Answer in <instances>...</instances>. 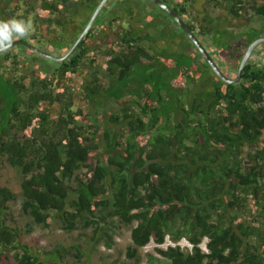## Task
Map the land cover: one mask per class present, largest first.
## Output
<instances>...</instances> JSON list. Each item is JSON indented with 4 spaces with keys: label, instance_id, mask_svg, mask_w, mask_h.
Listing matches in <instances>:
<instances>
[{
    "label": "trees",
    "instance_id": "16d2710c",
    "mask_svg": "<svg viewBox=\"0 0 264 264\" xmlns=\"http://www.w3.org/2000/svg\"><path fill=\"white\" fill-rule=\"evenodd\" d=\"M164 1L197 35L212 34L237 70L248 45L264 35L263 24L245 47L234 44L242 34L236 38L226 22L244 17L246 0H222L225 15L215 27L204 16L206 4L220 7L221 0ZM100 2L0 0V46L22 39L65 55ZM119 2L107 27L114 30L111 46H93L92 27L63 62L34 55L40 70L25 66L12 48L0 52V162L24 175L20 194L0 186V264H85L61 248L24 242L23 229L10 219L18 200L36 225L48 226L49 219L69 231L93 225L92 242L111 223L129 227L130 258L169 236L187 238L193 250L156 246L161 264H264V65L250 60L239 83L224 82L199 65L188 36L189 51L185 42L176 51L159 47L152 43L159 26L148 20L156 13L139 0ZM250 8L264 16V4ZM78 94L89 111L75 107ZM104 100L117 103L120 113L111 112L102 126ZM86 257L92 262L91 252Z\"/></svg>",
    "mask_w": 264,
    "mask_h": 264
},
{
    "label": "rangeland",
    "instance_id": "374dc122",
    "mask_svg": "<svg viewBox=\"0 0 264 264\" xmlns=\"http://www.w3.org/2000/svg\"><path fill=\"white\" fill-rule=\"evenodd\" d=\"M127 1L132 2L137 0H127ZM182 1L183 0H171L173 5H176L177 3H180ZM139 2L144 7L146 12L152 11L151 14L153 12L156 13L157 18L155 17V14H152L153 17L149 16L148 20L153 19L152 21L157 23L159 29H162L161 32L159 31V29L154 32L152 43L158 45L159 47L169 45L171 51H176L179 48V45L185 42L187 44V51H189L188 47L190 45L189 44L190 42H188L189 39L187 38V35L185 34V32L182 31L183 29L179 25L177 26V24L174 23L171 16L163 8H161L159 5H157L151 0H139ZM245 2H246L247 11L243 13L244 17L241 18L240 20L233 19L232 17H230L229 19H227L226 22V26H229L230 29H235L234 36H236V38H239V36L236 33L243 34L244 32H245L244 33L245 37L248 38L250 36L249 33L252 30L260 29L264 24V16L257 15L256 12L250 8L253 4H264V0H257V1L246 0ZM206 5H207V11L205 12L204 16L207 15L213 18L214 24L211 27H215L216 24L217 26H219L218 17L219 16L224 17L225 15L224 1H222L220 7H214L213 6L214 3L213 5L212 4L209 5L206 4ZM121 8L122 6H120L119 0H111V3L107 8V10L102 14H100L99 20L93 26L96 29V32L98 33V36L93 41V43L91 42L93 46L96 45L100 46L103 44H106L107 46H111L112 41L114 40L113 39L114 30L112 31L109 28L107 29V27L109 26L110 15L115 12H120ZM188 9L190 11L192 8L188 7ZM134 10L135 12H138L137 8H134ZM200 13L201 12H198V15L203 16V14ZM185 16L186 18L187 17L191 18L190 13L185 14ZM199 22H201V20ZM208 22H209L208 20L202 21L203 24H209ZM2 29L4 30V28ZM178 29L180 30L181 35L184 37L180 36ZM262 29H264V25ZM210 35L212 36V34H205L198 36L202 40L204 45L208 48V50L212 51L214 56L219 59V63L222 65L223 67L222 69L224 70L225 74L228 77L234 78L237 74V67L228 65L225 58L219 54L218 50L215 47V44L211 42ZM10 41L12 40H8L7 42ZM148 43H149L148 41H145V44ZM152 43H150V46H153ZM234 44H238V46H242V42H240V40H235ZM40 48L48 51L47 50L48 46L46 45L40 46ZM193 49H191V53H195L199 65L203 67L204 65H207L205 64L204 57H201L199 55L198 49L196 47H194ZM12 50L14 53L19 54L25 66L26 65L28 67L31 66L33 67L34 70L42 69L41 67H39L38 61L35 60V58H33L34 55L36 56L38 54L32 51L31 49H29L27 46L25 47V45L19 44L12 47ZM171 51L168 50L167 54H170ZM60 55L62 54L60 53ZM250 60L259 66L264 65V43H262L256 48ZM45 65L50 67L51 64H49V61L46 60ZM88 72H89L88 67L83 68L82 71H80L78 76L75 77V80L77 81V85H79L81 80L86 75H88ZM185 81L189 83L188 78L185 79ZM76 101L77 102L75 107L81 108L86 111L90 110V107L81 100L79 94L77 95ZM119 110L120 107L117 105V103H115L114 101L104 100V104L98 116L99 124L105 126L107 116L111 112L118 114L120 113ZM101 139H102L101 134H98L95 137L94 141L97 144H100L101 146L102 144ZM245 151L247 152L248 148H246ZM94 159L95 157L94 155H92L89 162L91 161L94 162ZM23 179H24V175L20 172V170L13 168L12 166H10L5 162H0V186L8 187L15 193L20 194L22 190L21 184ZM10 212L12 215L10 217L11 222H13L15 225H19L20 228L23 229L24 242L29 243L30 245L43 246L47 249L56 248V247L61 248L64 251H66V253H70V256L72 258H75L76 256L80 257L85 262V264H91V263L93 264H161L160 255H158V253L155 250L157 244L153 241L149 245H147L141 251V253H139L138 257L130 258L127 252H128V246L130 244L131 229L118 222L111 223L110 227H108L106 230L107 234L103 232L102 234L104 236L101 239H99V241L92 242L90 241V238L93 236V232L95 228L93 225L89 227L88 226L85 227L84 224L80 223L78 227L73 231H69L66 228H64L62 222L58 219L57 220L49 219L48 226L36 225L30 218L22 214L21 204L19 200L17 201V203H13L11 205ZM108 233L111 235V238L108 236ZM79 250H81L82 254L79 253ZM88 252H91L92 254V262H90L86 257Z\"/></svg>",
    "mask_w": 264,
    "mask_h": 264
},
{
    "label": "water",
    "instance_id": "95a60500",
    "mask_svg": "<svg viewBox=\"0 0 264 264\" xmlns=\"http://www.w3.org/2000/svg\"><path fill=\"white\" fill-rule=\"evenodd\" d=\"M109 0H101L99 6L96 8V10L93 13V16L91 17L89 23L81 33V35L78 37L77 41L73 44L72 48L65 54V55H58L55 53H51L49 51H46L31 42L22 40V39H15L13 41H10L2 46H0V52L9 50L10 48L22 44L33 50L39 55H42L44 57H47L49 59L55 60V61H65L69 57H71L82 41L87 37V35L90 33L93 25L95 24L99 14L101 13L102 9L105 7V5L108 3ZM157 5H159L161 8H163L176 22L177 24L183 29V31L187 34V36L191 39V41L195 44L198 51L204 56V58L208 61L214 72L224 81L230 84H236L239 83L242 79V74L245 71V67L247 63L249 62L253 52L256 50V48L264 43V36L258 37L255 39L251 44L248 45L244 57L241 61L238 74L235 78L228 77L220 68V66L215 61L214 57L210 53V51L206 48V46L203 44V42L200 40V38L197 36V34L192 30V28L186 23L182 15L170 4L165 2L164 0H151Z\"/></svg>",
    "mask_w": 264,
    "mask_h": 264
},
{
    "label": "clouds",
    "instance_id": "9594fccd",
    "mask_svg": "<svg viewBox=\"0 0 264 264\" xmlns=\"http://www.w3.org/2000/svg\"><path fill=\"white\" fill-rule=\"evenodd\" d=\"M109 1H110V0H109ZM171 6H172V5H171ZM100 14H101V13H100ZM100 14H99V15H100ZM98 17H99V16H98ZM171 18H172V17H171ZM172 19H173V18H172ZM173 20H174V19H173ZM93 26H94V25H93ZM197 36H198V35H197ZM198 37H199V36H198ZM200 40H201V39H200ZM12 41H13V40H12ZM201 41H202V40H201ZM7 43H8V42H7ZM203 44H204V43H203ZM196 48H197V47H196ZM206 48H207V47H206ZM207 49H208V48H207ZM183 239L188 240L187 238H182V239L179 240V241H182ZM169 241H172V240H171V238L168 236L167 239H166V241H165L166 244H165V243H163V244H157V246L160 247V248H164V249L168 248V246H170V245H171V246H177V245H172V244H168V245H167V243H168ZM179 241H172V242L177 243V242H179ZM188 241H189V240H188ZM189 242H190V241H189ZM190 243H191V242H190ZM191 244H192V243H191ZM192 245H193V244H192ZM166 246H167V247H166ZM178 246H181V248H182L183 250H185V251H187V250L192 251V250H193V247L191 248L190 246H188V245H186V244H185V245L182 244V245H178ZM193 246H194V245H193ZM202 246H203V248H204L205 251H208V248L206 247V244H205V243H204Z\"/></svg>",
    "mask_w": 264,
    "mask_h": 264
},
{
    "label": "flooded vegetation",
    "instance_id": "af4514ba",
    "mask_svg": "<svg viewBox=\"0 0 264 264\" xmlns=\"http://www.w3.org/2000/svg\"><path fill=\"white\" fill-rule=\"evenodd\" d=\"M240 42H242V46H239L240 47V49L241 48H243V47H245V44L247 43V38L245 37V34H242L241 36H240ZM246 42V43H245ZM246 50V49H245ZM210 51V50H209ZM210 53L212 54V56L214 57V59H215V61L217 62V64L220 66V68L222 69L223 67H222V65L219 63V59L218 58H216L215 56H214V54H213V52L212 51H210ZM244 53H245V51H244ZM254 53V52H253ZM253 55V54H252ZM204 57V56H203ZM251 59V58H250ZM206 60V59H205ZM204 60V61H205ZM225 60H226V62L228 63V65H232L231 63H233L232 61L230 62V61H228L226 58H225ZM250 61V60H249ZM205 64H207V65H204V66H210V64L208 63V61L206 60V63ZM234 64V63H233ZM240 64H241V62H240ZM211 67V66H210ZM239 67H240V65H239ZM239 67H238V70H239ZM212 68V67H211ZM213 70V69H212ZM238 70H237V74H238ZM222 71L224 72V70L222 69ZM213 72H214V70H213ZM225 73V72H224ZM237 74H236V76H237ZM235 76V77H236ZM234 77V78H235Z\"/></svg>",
    "mask_w": 264,
    "mask_h": 264
},
{
    "label": "built area",
    "instance_id": "2783aa9c",
    "mask_svg": "<svg viewBox=\"0 0 264 264\" xmlns=\"http://www.w3.org/2000/svg\"><path fill=\"white\" fill-rule=\"evenodd\" d=\"M166 244V243H165ZM168 244H172V245H188V246H190L191 248L193 247V245L188 241V240H186V239H183L182 241H179V242H177V243H174V242H172V241H169L168 243H167V245ZM167 247V246H166Z\"/></svg>",
    "mask_w": 264,
    "mask_h": 264
}]
</instances>
